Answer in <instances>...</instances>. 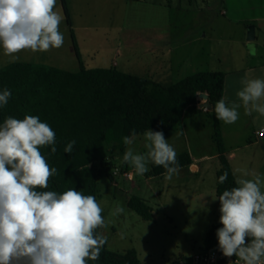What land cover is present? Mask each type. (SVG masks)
Returning <instances> with one entry per match:
<instances>
[{"label":"rangeland","instance_id":"374dc122","mask_svg":"<svg viewBox=\"0 0 264 264\" xmlns=\"http://www.w3.org/2000/svg\"><path fill=\"white\" fill-rule=\"evenodd\" d=\"M64 1L70 27L61 0L56 6L64 16L59 25L63 46L47 52L22 51L17 62L78 71L71 31L85 68L115 63L123 72L163 85L198 72H232L252 62L244 41V23L226 20L231 14L223 0H168L171 6L165 8L167 0ZM7 64L8 57L0 49V68ZM180 131L183 135L177 136ZM212 134V115L189 110L183 124L165 138L178 154L191 152L197 157L217 154ZM246 135L236 147L227 142L229 165L236 179L244 172L249 178L256 173L264 177L263 142L255 144ZM129 147L144 153L143 134L136 135L125 151ZM123 154L110 146L106 158L92 165L97 174V200L109 221V227L100 230L108 238L107 248L117 252L133 248L142 264H171L203 249V239L219 213L215 195L218 159L197 163L195 172L183 167L169 180L165 175L148 176V172L137 175L131 165L122 163ZM123 172H130V177L125 178ZM131 196L142 198L151 207L150 220L127 206ZM117 205L124 213L110 215Z\"/></svg>","mask_w":264,"mask_h":264},{"label":"clouds","instance_id":"9594fccd","mask_svg":"<svg viewBox=\"0 0 264 264\" xmlns=\"http://www.w3.org/2000/svg\"><path fill=\"white\" fill-rule=\"evenodd\" d=\"M56 6L57 0H0V49L9 63L17 62L22 51L47 52L63 46L59 25L64 16ZM247 47L250 55H257L254 41L249 40ZM241 84L236 92L239 103L228 104L224 98L215 103V117L224 124L239 119L241 106L248 115L264 116V78H244ZM11 96L7 88L0 91V107ZM201 104L207 111L206 100ZM135 139L133 130L123 143L132 145ZM143 139L146 151L136 153L129 147L122 163L131 165L137 175L149 172V164L162 167L166 179L177 175L178 153L164 133L147 129ZM75 143L69 141L64 152L71 154ZM55 144V131L38 115L8 116L0 123V264H88L100 259L108 242L100 230L107 229L109 221L94 195L74 187L47 190L58 170L41 149L51 146L50 154H55ZM227 178L225 171L218 183ZM235 184L218 196L222 225L216 230L218 249L226 258L235 256L236 264H264V177L256 173L249 178L244 172ZM124 211L117 205L110 215Z\"/></svg>","mask_w":264,"mask_h":264},{"label":"trees","instance_id":"16d2710c","mask_svg":"<svg viewBox=\"0 0 264 264\" xmlns=\"http://www.w3.org/2000/svg\"><path fill=\"white\" fill-rule=\"evenodd\" d=\"M67 25L68 10L61 0ZM72 45L79 62V70L71 72L56 67L29 63H9L0 68V91L12 92L6 106L0 107V123L8 116L22 119L24 115H38L56 133L57 151L51 146L41 149L48 163L58 174L50 178L49 189L63 192L70 187L82 190L97 199V174L92 165L106 158L107 150L114 146L123 154V137L143 134L147 129L162 131L166 136L179 126L183 111L197 103V95L207 93L211 104L213 134L219 168L216 171L215 195L235 187V177L225 154L218 120L213 111L222 98L224 73L198 72L163 85L148 77L123 72L116 67L85 68L80 59L74 36ZM76 143L71 154L64 152L69 141ZM181 168L192 163L188 152L178 154ZM225 171L224 184L218 178ZM162 167L152 165L148 176L164 175ZM127 206L144 220L152 218L151 207L137 196H131ZM220 212L203 239V249L218 246L216 230ZM88 264H142L135 249L111 251L105 245L100 259Z\"/></svg>","mask_w":264,"mask_h":264},{"label":"crops","instance_id":"0c3cea01","mask_svg":"<svg viewBox=\"0 0 264 264\" xmlns=\"http://www.w3.org/2000/svg\"><path fill=\"white\" fill-rule=\"evenodd\" d=\"M166 4L167 5L163 4L164 8L167 6L168 7L171 6L170 1L168 0ZM223 4L226 10L230 11L229 14H231V17L226 18L227 21L236 22L238 24L244 23L243 26H244L245 43H248L249 41L247 40L246 37L247 28L251 25L254 27V39L252 41L255 42V47L257 49V55L255 56L251 55L252 57L251 63H249L248 65H246L241 69L224 73L225 76H224L222 98L225 99L226 103L231 104L232 102L239 103V100L236 96V92L242 87L241 84L242 79L264 78V0H223ZM155 49L157 50V48ZM248 53H249V49H248ZM111 67H116V64L113 63ZM227 79H229L228 88L226 86ZM200 103L201 100L197 99V103L195 105L188 106L183 111L180 124L178 127H180L183 124L185 115L189 110H193V111L202 110V108H200L199 106ZM210 111L211 109L204 111V113L207 115V112ZM239 113H240L239 119L233 124H224L222 121L218 120L224 146L226 147L228 142L230 145H232L231 147H236L237 145L241 144L240 143L241 141L239 139L244 137L248 132L247 133L248 140L249 138L254 139L255 144L263 142L261 147L264 157V139H260V140L256 139L254 135L257 129L264 126V116H261L256 112H252L251 115H248L246 114L243 106L239 108ZM189 153L192 159V163L189 168L193 172L197 171L198 169L197 163L210 161L212 159H217V154L206 155L202 153L199 156L194 157L191 154V152ZM226 153H227V149H226ZM234 177L236 179L235 174Z\"/></svg>","mask_w":264,"mask_h":264},{"label":"built area","instance_id":"2783aa9c","mask_svg":"<svg viewBox=\"0 0 264 264\" xmlns=\"http://www.w3.org/2000/svg\"><path fill=\"white\" fill-rule=\"evenodd\" d=\"M256 139H264V126L257 129L254 133ZM130 172H123L125 178L130 177ZM236 264V257L226 258L219 251L218 246L212 249H201L190 256L181 257L171 264ZM242 264V262H241Z\"/></svg>","mask_w":264,"mask_h":264},{"label":"water","instance_id":"95a60500","mask_svg":"<svg viewBox=\"0 0 264 264\" xmlns=\"http://www.w3.org/2000/svg\"><path fill=\"white\" fill-rule=\"evenodd\" d=\"M247 40H253L254 39V27L251 25L247 28ZM197 99H201V100H206L207 105H208V110L211 109V104L210 101L208 99V94L207 93H200L197 95ZM200 108L203 107V105L200 103Z\"/></svg>","mask_w":264,"mask_h":264}]
</instances>
